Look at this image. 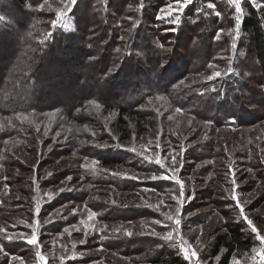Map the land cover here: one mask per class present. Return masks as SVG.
I'll return each instance as SVG.
<instances>
[{
    "label": "trees",
    "instance_id": "obj_1",
    "mask_svg": "<svg viewBox=\"0 0 264 264\" xmlns=\"http://www.w3.org/2000/svg\"><path fill=\"white\" fill-rule=\"evenodd\" d=\"M41 1L10 0L16 12L0 6V12L5 13L0 18V117L11 118V124L4 119L0 127V164L7 163L1 141L23 131L18 114L34 116L56 111L70 119L92 100L115 112L111 126L113 137L120 142L146 131L148 122L139 107L156 96L163 95L184 113L218 126L250 124L264 118V5L256 7L247 1L242 4L236 38L233 8L221 0H194L181 14L178 25L158 19L160 8L170 0H78L70 13L75 26L72 32L53 29L51 21L56 12L46 13L39 8ZM50 1L55 8L60 7L55 0ZM209 2L216 5L219 17L206 7ZM172 28L176 31L169 30ZM50 31L53 35L48 37ZM169 40L173 42L171 58L164 48ZM212 64L217 66L209 67ZM165 66L171 69V79L165 77ZM229 68L232 74L216 80L183 85L178 82L200 72L226 73ZM175 138L167 145L176 144ZM113 148L107 150L112 157L95 154L101 166L123 162L114 158L118 150ZM188 151L197 158L208 152L204 145ZM211 153L209 149L208 156L219 155ZM124 157L143 166L137 153H124ZM90 169H81L87 182L123 183L111 172L96 171L99 175H94ZM81 194L75 192L76 196ZM107 210L102 215L110 216ZM208 239L207 255L215 259L214 264H231L233 257L249 252L254 244L244 225L230 218ZM133 241L131 244L125 236L117 235L109 243L121 246L124 252L145 253L146 264H188L157 236ZM24 245L15 243L13 251L22 253L19 249Z\"/></svg>",
    "mask_w": 264,
    "mask_h": 264
},
{
    "label": "rangeland",
    "instance_id": "obj_2",
    "mask_svg": "<svg viewBox=\"0 0 264 264\" xmlns=\"http://www.w3.org/2000/svg\"><path fill=\"white\" fill-rule=\"evenodd\" d=\"M221 1L232 7L234 15H237L232 0ZM246 1L253 5L251 0H241V8ZM55 2L59 4L58 8L63 7L60 0ZM173 2L174 0H170V3ZM257 2L264 5L261 3L264 0ZM42 3L43 1L39 6ZM49 4L51 8L48 7ZM1 5L6 6V10L16 12L10 0H0ZM54 5V2L48 0L43 10L46 13L56 12L57 8ZM3 15L5 13L0 12V18ZM158 15L163 13L159 12ZM67 21L69 28L61 29L64 32H72L75 26L70 14ZM234 36L236 37V33ZM172 47L173 42L166 41L164 48L168 51L169 58ZM216 66L217 64H212L213 68ZM170 70L165 66V77L171 79ZM180 72L179 69L176 74ZM212 72L192 74L181 78L178 82L183 80V84H186L206 81V77ZM116 75L113 74V77L116 78ZM119 78L121 79V76ZM156 97L147 100L139 107V111L148 122L146 131L127 142L117 141L113 137L114 128L111 124L115 112L102 107L97 110L92 105L77 110L73 118L69 117L70 119L59 115L56 111L49 112L51 115H44L45 113L26 115L27 120L21 121L24 125L23 131L18 135L6 136L1 141V151L7 154V157H4L7 163L0 164V227L9 234H29L31 229L27 224L34 222L35 203H41L42 209L39 214L41 219L37 235L39 251L45 256V260H39L36 255L37 248L28 245L25 240L8 241L3 239V234L0 233V246H3L5 252L9 254L4 256L0 253V264H61V256L65 257L64 264H146L145 253L124 252V249L120 250L121 246L114 247L113 242L109 243V240L120 235V237L125 236L132 244L133 240L136 241L138 238L154 236L149 234L153 230L158 233L168 231L169 229L163 224L153 222L163 221L164 213H174L176 203L173 195H178V186L171 180L153 181L146 178V174L150 176L152 173H159L161 169L154 163L148 164L141 157L140 162L143 166L131 163L130 157L128 159L124 157V153L127 155L131 151L126 152L117 148V143L129 148L135 146L137 154L147 151L148 155L159 154L163 157L170 149H174L175 153L179 154L177 159L182 161V165L177 171L179 178L185 184V195L188 197L181 209L179 233L190 242L191 249L197 251L198 258L203 264H214L215 259H210L207 255L208 238L228 218L241 222L244 229L250 232V227L242 220L239 210L231 199L233 177L228 174L229 169L235 171L238 185L236 195L242 201H246L244 204L246 215L261 234H264V172H261V168H264V118L255 119L249 122L250 124L245 122L243 125L218 126L206 123L208 121L183 111L176 113L177 107L167 97L162 95L163 100ZM157 109L162 115H158ZM170 115L174 117L172 120L168 119ZM4 119L0 117V127L5 124ZM46 129L47 135H45ZM134 132L135 130L133 134ZM174 136L177 137L176 144L167 145ZM96 138H101V141H97ZM157 140L163 151L158 150L154 143L148 144V141ZM97 144L107 147H97ZM201 145H204L208 152L211 149L212 156L219 155L210 157L207 155L208 152H205L204 156L197 158L188 151L189 148L195 149ZM108 148H117L118 154L114 158L123 162L110 167L100 164L95 167L107 169L111 173L118 172L122 176L138 175V180L119 176L123 183L116 186L113 183H90L84 179L81 172L83 165L87 163L91 168V160L97 152L104 153V157H112L107 153ZM87 155L93 158L88 157L89 159L85 161ZM91 173L99 175L96 171ZM68 177L71 179L68 180ZM60 188L74 190L60 193ZM49 190L59 193L50 203L44 195ZM75 192L82 194L76 196ZM61 205H68V208H61ZM85 205L87 209L97 213L96 231H89L87 237L84 235L83 227L78 223L82 218L87 220L88 212L85 210ZM101 206H105L104 209H101ZM70 208L78 209L79 214L69 215ZM56 209H60L61 214L53 215L52 222L44 223V219ZM105 209H108L110 216L102 215ZM65 216L66 219L63 218ZM105 224L108 228L100 232ZM72 225H77L81 230H75ZM65 228L68 232L64 231ZM125 230L132 232V235H125ZM251 235L254 244L250 251L240 252L233 257L231 264H253L251 257L255 254L252 249L254 247L259 249L261 244L254 234ZM198 236L199 243L196 239ZM81 240H85V243L81 244ZM17 242L25 244L19 249L22 252L20 254L13 251V245ZM130 243H126L125 246ZM73 244L76 245L75 248ZM166 244H170L178 252L179 236L175 243L166 242ZM73 252L77 254L75 260L70 259ZM13 256L20 259L13 260ZM256 259L259 264V257L257 256Z\"/></svg>",
    "mask_w": 264,
    "mask_h": 264
},
{
    "label": "snow or ice",
    "instance_id": "obj_3",
    "mask_svg": "<svg viewBox=\"0 0 264 264\" xmlns=\"http://www.w3.org/2000/svg\"><path fill=\"white\" fill-rule=\"evenodd\" d=\"M194 2V0H174L173 3H169L163 7L160 8V13H163V15H158V19L162 20H168L171 23L174 24H179L181 20V14L184 12V10L191 5ZM232 2L235 4V20H236V38L239 36V25L242 22L241 21V15H242V8H241V0H232ZM254 6L256 7H261V5L257 2V0H251ZM48 3V0H43V3L40 4V8L43 9L44 5ZM60 3L63 5L61 8L56 9V17L51 21V27L53 29L56 28H63L64 30H67L69 28V23L67 21L68 15L72 12L73 7L77 4V0H60ZM49 8L52 6L49 4ZM206 7L208 9H212L217 17L221 15L219 11H216V5L214 3L209 2ZM131 19V17H129ZM170 31H176V28L169 29ZM223 31V29L219 30L216 33V39L220 38V33ZM53 33L50 31L47 33L48 37H51ZM233 48H236V44H232ZM117 51H119L117 49ZM209 67H212V65H209ZM233 73L232 69H229L227 73H222L218 70L213 71L211 75L207 76L206 79L208 81L216 80L219 78H222L225 75H230ZM181 85H183L184 81L181 80L179 82ZM215 91V89H213ZM157 99L163 100L164 97L158 96L156 97ZM89 104L92 105L95 109L99 110L101 108V104L95 100L89 101ZM181 109L178 107L175 109L176 113H181ZM158 115H162V113L159 112V109H157ZM44 115H51L49 113H45ZM18 119L21 121L27 120V116L24 115L23 113L18 114ZM174 117L172 115L168 116L169 120H172ZM8 122V124H11V118H5ZM231 120L234 122L235 117H232ZM191 123V121H189ZM206 123H212L211 121H208ZM45 135H47V129L45 130ZM59 135V133H57ZM7 143V142H5ZM155 144V147L163 151V148L161 147L159 140L153 142V141H148V144ZM97 147H107L106 145H96ZM117 148H120L121 150L125 151H131L133 153H136V147H126L123 145H120L119 143L116 144ZM174 149H170L168 151V154L161 157L159 154H156L155 156L153 155H148L147 151H141L138 153V155L148 164H155L157 165L161 171L159 173H152L150 176L146 174V178L151 179L153 181L157 180H171L175 185L178 186V195H173V199L175 200L176 207L175 211L172 214L164 213V220H155L153 223L155 224H163L164 227L168 228L169 230L166 231L165 233H158L155 230L150 232V235L158 236L160 239H163L166 242L170 243H175L177 240V236H179V244H178V255H182L183 259L188 262V264H203V261L198 258V253L196 250L191 249L190 242L184 238L183 235H180L179 233V225L181 224V209L183 207L184 202L188 199V197L185 195V184L184 182L179 178V173L177 169L182 165V161L177 159V156L179 155L178 153H175ZM85 161H87L89 158L85 157ZM99 164V161L95 158L91 160V171H104L108 172L109 170L107 169H98L95 166ZM86 169L89 168V164L85 163L83 165ZM251 171V169H249ZM114 176H122L121 173L118 172H113L111 173ZM232 175L233 179L231 181L233 188H232V197L231 199L234 201L235 207L239 210V215L242 217V220L246 222V224L250 227V232L255 235L256 239L260 242L261 247L259 249L253 248L252 252L255 254L251 257L253 264H258L257 262V256L259 257V264H264V234H261V232L257 229V227L254 225L253 221L246 215L245 213V208L244 204L246 201H242L241 199L238 198L236 195V188L238 187L237 181L235 179V171L233 169H229V173ZM51 175V173H49ZM122 178H127V179H133V180H138L139 176L138 175H130V176H122ZM68 180L71 179V177L67 178ZM35 183V181H33ZM38 186V185H37ZM73 188H60L59 192L62 193L64 191H73ZM59 193H53L52 191H47L44 193V195L47 196V202L50 203L52 199L55 198L56 195ZM115 203V201H113ZM151 207V205H149ZM61 208H68V205H61ZM42 209V204L39 202L35 203L34 207V222L27 224V226L31 229V232L29 234L25 233H18V234H9L4 228L0 227V233L3 234V239L12 241L13 239L16 240H25L28 245H31L33 247L37 248L36 255L39 258V260L44 261L45 256L42 255L39 251V239L37 235V228L40 226V212ZM85 210L88 212L87 220L85 219H80L78 222L80 226L83 227L84 230V235L87 237L89 235V231L95 232L96 231V216L97 213L87 209V205H85ZM61 210L56 209L52 214H50L46 219H44V223H49L52 222V216L53 215H60ZM68 214L69 215H78L79 210L75 208H70L68 209ZM63 218H67L66 216ZM91 221L92 223H88ZM171 222V223H169ZM72 228H74L77 231H80L81 228L78 227L77 225H72ZM108 228V225L105 224L102 229H100V232H104ZM65 232H68V229H64ZM118 231V229H117ZM125 235L131 236L132 232L125 230ZM69 235L71 233L69 232ZM197 243H199V236L196 238ZM81 244L85 243V240L80 241ZM76 245L73 244V248H75ZM0 253H3L4 256H8L9 254L5 252L4 247L0 246ZM76 253L73 252L70 259L75 260L76 259ZM13 260L20 259L19 257L13 256ZM217 260H219V256L216 257ZM65 257L61 256L60 261L61 264H64Z\"/></svg>",
    "mask_w": 264,
    "mask_h": 264
}]
</instances>
